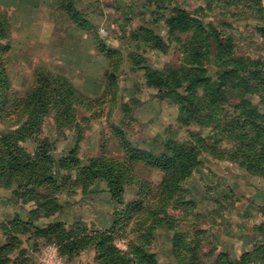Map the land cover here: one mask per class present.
Segmentation results:
<instances>
[{"label": "rangeland", "instance_id": "rangeland-1", "mask_svg": "<svg viewBox=\"0 0 264 264\" xmlns=\"http://www.w3.org/2000/svg\"><path fill=\"white\" fill-rule=\"evenodd\" d=\"M0 23V146L51 175L0 173V264H100L99 232L137 264H264V173L229 136L264 117V0H0Z\"/></svg>", "mask_w": 264, "mask_h": 264}, {"label": "trees", "instance_id": "trees-1", "mask_svg": "<svg viewBox=\"0 0 264 264\" xmlns=\"http://www.w3.org/2000/svg\"><path fill=\"white\" fill-rule=\"evenodd\" d=\"M181 15L178 17H173L171 21L173 23H178L180 20H190L189 17L187 16L184 18L187 14L185 11H181ZM0 27L3 28V24L0 23ZM228 77L231 75L229 72L227 73ZM149 77L152 78L153 83L159 87H164V88H171L172 85L163 80L161 77L156 76V73L151 72L149 74ZM196 81L194 80V84L197 83V81L203 80L202 74L196 75ZM254 76L248 75V78L244 79L247 82H244L246 86H250V83L248 80L253 79ZM229 78H226V80ZM248 79V80H247ZM243 80V79H242ZM179 86V84H178ZM184 97V96H183ZM190 106V104H189ZM31 111V110H30ZM232 121H235L234 118H232ZM31 122L28 121V124ZM34 125V123H33ZM242 126L243 128H239L237 131L238 133L242 134V136L239 135H234L233 132H229V136L231 138H235L238 140V144L234 145V155L233 158L236 160L238 163L247 165L248 169H251L253 171H259L257 170L258 167H260V171L264 173V117L262 114L255 110L252 111L251 113H248L246 115V118L244 117V120L242 121ZM256 137L257 139V144L256 147L254 145L248 144V142H245V139L249 137ZM2 145L0 146V173H8L12 176V178H17L15 182L19 181L20 175H23V173H28L32 172V168L38 167L40 170V174H38V177H35L37 179V182L41 183V181L44 179L46 180L47 178L49 179L51 175H49V172L42 173V167L46 165V163L40 164L39 162V156L38 158H32L30 159V156L27 157L26 154L24 153L23 150L19 148V146L15 143V140L11 139V142L8 140H2ZM257 147H259L260 151H256ZM181 156L184 155V152H181ZM185 163V161H184ZM23 168V172L21 169ZM50 167V166H49ZM113 171L110 172H105L106 178L108 179V184L111 187V191L113 194V197H118L120 198V192L119 190H123V185L120 186L119 179L117 178V173L118 171L122 170V178L125 177L126 181H129V179H132L133 177L130 176V167L129 166H124L120 165L119 168L117 167H112ZM189 165L186 166L185 169H188ZM188 172V170H185ZM51 172V171H50ZM22 173V174H21ZM45 176V178H43ZM121 180V179H120ZM21 181V180H20ZM143 184L140 183V190L144 192V188L146 186H142ZM20 186V184H19ZM163 192H165V184L163 187H160ZM149 188L147 187L145 190H148ZM174 191V190H173ZM173 191L171 190V193L173 194ZM146 193V192H144ZM173 196V195H172ZM121 199V198H120ZM155 203L157 202L158 207L160 206L159 203L162 204L163 198L162 199H157L154 201ZM136 203V202H135ZM132 202V204H135ZM142 204H139L141 206ZM131 207V206H130ZM138 207V206H137ZM48 229H43L40 228L37 231L40 232H49ZM107 235V233H96V234H91L85 236V238L88 239V242H93V240H96L94 245L96 246V250L98 253V261L100 264H137V261L130 255L129 252H124L115 245L112 244V239L111 241H107L104 237ZM258 249V248H257ZM255 249L253 252H246L243 254L241 257V260L236 263V264H248L251 262L252 254H256ZM9 249L6 247V245H3L2 248L0 247V255H4L3 252H7ZM145 258L149 259V256L144 255ZM157 262L155 259H150V261L147 264H156ZM232 264V263H229Z\"/></svg>", "mask_w": 264, "mask_h": 264}]
</instances>
